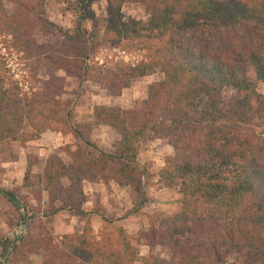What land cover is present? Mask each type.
I'll return each mask as SVG.
<instances>
[{
    "label": "trees",
    "instance_id": "trees-1",
    "mask_svg": "<svg viewBox=\"0 0 264 264\" xmlns=\"http://www.w3.org/2000/svg\"><path fill=\"white\" fill-rule=\"evenodd\" d=\"M46 1L0 0V32L13 34L15 45L35 52L54 73L63 71L81 84L97 82L113 97L152 72L162 79L132 109L96 106L93 123L74 125L70 107L58 100L65 92L61 78L53 73L41 93L28 99L9 85L0 54V146L34 142L47 131L77 142L75 152L67 151L69 164L52 155L40 175H27L36 201L48 196L42 217L85 216V183L114 182L143 196L147 172L138 162L140 147L156 140L174 151L159 179L179 190L181 208L154 222L147 235L146 245L167 248L168 260L141 258L126 238L118 249L111 238L99 242L89 222L82 234L58 245L45 237L44 227L15 240L0 232V256L8 255L7 264H34L31 256L41 257V264H264V133L258 132L264 127V95L258 92L264 85V0H79L81 20L93 28L86 37L80 28L70 33L44 19ZM100 1L108 4L103 24L91 9ZM6 2L16 7L12 15ZM125 4L143 6L148 23L124 22ZM34 33L63 40L57 47L41 45ZM106 49L146 56L135 66H98L95 59ZM101 126L120 137L114 153L91 139ZM0 196L19 209L15 191L0 188ZM4 220L15 230L26 217Z\"/></svg>",
    "mask_w": 264,
    "mask_h": 264
},
{
    "label": "rangeland",
    "instance_id": "rangeland-1",
    "mask_svg": "<svg viewBox=\"0 0 264 264\" xmlns=\"http://www.w3.org/2000/svg\"><path fill=\"white\" fill-rule=\"evenodd\" d=\"M5 7L9 15H12L16 8L14 4L8 2L5 3ZM107 7L106 1L91 5V9L102 21L101 24L106 19ZM81 13L79 0H47L42 10V17L56 24L63 31L73 33L80 28L86 37L93 28L90 22L81 20ZM149 18L143 6L125 4L122 8V20L126 23L146 24ZM33 40L41 45L49 44L57 47L61 44L63 37H47L34 33ZM14 43L17 44L13 34L0 32V54L6 62V72L3 75L10 81L9 85L15 84L19 87L22 96L33 99L41 93L42 83L55 74L63 80L65 88L64 94L58 100L63 106L70 107L74 125L93 123L96 106L132 109L137 102L147 98L149 86L162 79V75L158 72H152L145 78L135 80L131 88L125 90L121 96L113 97L104 85L97 82L85 81L81 84L77 78L67 76L63 71L54 73L47 63L38 62L35 52L27 53ZM145 56L144 52L125 54L119 49H106L101 50L95 63L101 67L118 62L135 66L144 61ZM258 92L264 95L263 84L259 85ZM225 93L231 95V92L227 90ZM28 130L31 131L29 128ZM258 132L264 133V127ZM91 139L100 149L107 153H114L120 137L112 128L101 126L92 132ZM68 150L72 152L77 150V142L73 136L52 131H47L39 140L24 145L21 142H12L9 145L0 146V188L15 191L20 201L19 209H16L0 196V232L10 240H15L20 236L35 235L40 231L39 227H44L45 237H53L54 243L58 245L66 236L82 234L89 222L92 236L99 242L111 238L114 241L112 244L118 249L122 248L121 245L126 238L139 250L141 258L149 259L151 256H156L162 260H168L167 248L146 245L149 241L147 235L151 232L153 223L173 217L181 208L182 197L179 190L165 187L159 179L161 171L166 167V159L174 156V151L167 141H149L140 147L138 162L142 170L147 172L142 180L143 196L133 192L131 187H121L114 182L108 185L85 183L83 185L87 198V203L83 207L85 216L61 212L52 220H46L42 215L48 207V196L43 193L42 201L40 203L36 201L33 196L34 191L25 184L27 175L29 178L40 175L46 160L52 155H58L66 164H69ZM28 161L33 165L30 170L27 166ZM140 200L144 202L141 207H138ZM25 205L28 206V211ZM95 211L101 214L92 215L91 213ZM19 215L25 216L26 222H21L18 228L11 230L4 219L18 220ZM32 215L34 217L38 215V218L30 220ZM7 259L8 255L0 256L2 264H7ZM30 260L34 264L42 263L39 256H31ZM141 262L143 261L140 260L136 264H142Z\"/></svg>",
    "mask_w": 264,
    "mask_h": 264
}]
</instances>
